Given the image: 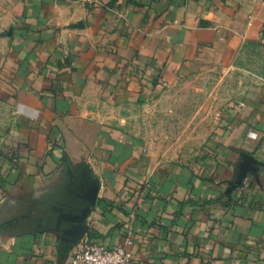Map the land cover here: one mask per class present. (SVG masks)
I'll use <instances>...</instances> for the list:
<instances>
[{
    "label": "crops",
    "instance_id": "1",
    "mask_svg": "<svg viewBox=\"0 0 264 264\" xmlns=\"http://www.w3.org/2000/svg\"><path fill=\"white\" fill-rule=\"evenodd\" d=\"M249 44L264 0H0V264H69L88 238L132 239V264H264V86L173 161L106 110Z\"/></svg>",
    "mask_w": 264,
    "mask_h": 264
},
{
    "label": "rangeland",
    "instance_id": "2",
    "mask_svg": "<svg viewBox=\"0 0 264 264\" xmlns=\"http://www.w3.org/2000/svg\"><path fill=\"white\" fill-rule=\"evenodd\" d=\"M263 86L264 46L249 44L233 66L183 75L154 103L117 95L106 110L114 111L118 125L147 138L154 154L173 161L204 143L224 108L254 97Z\"/></svg>",
    "mask_w": 264,
    "mask_h": 264
},
{
    "label": "built area",
    "instance_id": "3",
    "mask_svg": "<svg viewBox=\"0 0 264 264\" xmlns=\"http://www.w3.org/2000/svg\"><path fill=\"white\" fill-rule=\"evenodd\" d=\"M68 2H80L85 5H94L101 0H65ZM133 243L128 239L124 244L109 247L107 244L88 238L74 252L69 264H132L134 254L129 246ZM210 264V263H204Z\"/></svg>",
    "mask_w": 264,
    "mask_h": 264
}]
</instances>
